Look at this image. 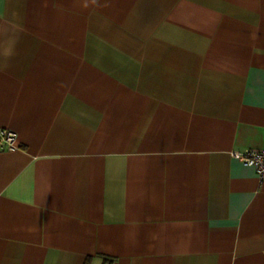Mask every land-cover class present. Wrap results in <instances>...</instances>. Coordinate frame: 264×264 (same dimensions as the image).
I'll list each match as a JSON object with an SVG mask.
<instances>
[{
    "label": "crops",
    "instance_id": "0c3cea01",
    "mask_svg": "<svg viewBox=\"0 0 264 264\" xmlns=\"http://www.w3.org/2000/svg\"><path fill=\"white\" fill-rule=\"evenodd\" d=\"M0 264H264V0H0Z\"/></svg>",
    "mask_w": 264,
    "mask_h": 264
},
{
    "label": "built area",
    "instance_id": "2783aa9c",
    "mask_svg": "<svg viewBox=\"0 0 264 264\" xmlns=\"http://www.w3.org/2000/svg\"><path fill=\"white\" fill-rule=\"evenodd\" d=\"M16 145V133L9 128L0 127V149L13 150ZM245 165L253 166L261 183H264V148L246 149L233 152Z\"/></svg>",
    "mask_w": 264,
    "mask_h": 264
}]
</instances>
